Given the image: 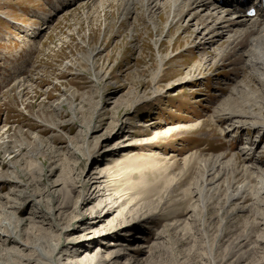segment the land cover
<instances>
[{"label": "rangeland", "instance_id": "rangeland-1", "mask_svg": "<svg viewBox=\"0 0 264 264\" xmlns=\"http://www.w3.org/2000/svg\"><path fill=\"white\" fill-rule=\"evenodd\" d=\"M75 1L0 0V264H264L260 73L184 1Z\"/></svg>", "mask_w": 264, "mask_h": 264}, {"label": "bare ground", "instance_id": "bare-ground-1", "mask_svg": "<svg viewBox=\"0 0 264 264\" xmlns=\"http://www.w3.org/2000/svg\"><path fill=\"white\" fill-rule=\"evenodd\" d=\"M68 1L69 0H64V2H63L64 5L59 4L58 7L61 10H64L65 8L72 6V5H75V3H76L75 0H72L73 4L68 5L69 4ZM124 1L126 2V5L128 6V12H129L131 10L130 5L135 0H124ZM182 1H184L185 7H184V10H182V12L180 14V18H182L184 15H188L191 12V10H195V9H196V11L192 12L189 15L190 17H189L188 23H190L191 20L198 21V17L201 16L200 22L196 23V25L198 26L196 32H198L197 34H200L203 30L204 31L202 33L203 36H202L201 40H199L198 43L209 46V45H211V43H217V42L221 41V39L223 37H225V34L229 33V35H227L228 43H227L226 47L219 54V58H218L219 61H222L223 58H225V56H226L225 53H226V50L228 49L229 53L236 54V55H238V58L241 57L243 59L244 66L246 68L252 69L253 71L255 70L257 73H260L259 81L261 83H264V8H263L264 0H247V1L246 0H236V1H234V0H177V2H182ZM155 6L158 7L159 3L155 2ZM174 6H176V5H174ZM251 8H256V10H257L256 15L251 16L250 14H248V11ZM204 11H206V13L202 14V12H204ZM207 11H210V12H207ZM202 16H204V17H202ZM249 17H251V18H249ZM252 17H257V18H252ZM207 31H208V33L206 34ZM262 103H263V101H262ZM224 110L228 111V112H225L226 113L225 119L229 122V123H227L228 126L226 125L227 126L226 132H230L231 130L236 129V127H239V126H235L236 124L244 125L243 119H245L244 121L247 120L248 115L243 114L244 112L238 113V112L232 111L230 108L224 109ZM249 120H250V116H249ZM251 123H252L251 126L254 129L259 130L260 133L264 132V125H260V124H258V122L257 123L251 122ZM242 152L245 153L244 155L246 158H248V160H251V158H253V159L255 158L254 157V155H255L254 151L252 150L251 147L242 149ZM214 169L216 170V168L214 167L213 170L211 171L212 173L215 172ZM222 172H223L222 170H219V172L215 176H213V179H215V181H216L221 176ZM104 175H105L104 172L103 173L97 172V176L94 177V181H93V185H94L93 187L94 188L90 194V197L82 198V200H84L83 201L84 203L89 204L93 200H95L97 197H101L103 195V193H102L103 187H101V183L103 182L102 179H103ZM208 187H209V185H208ZM112 207H106L103 214H101L102 213L101 211L99 213L97 212L98 215L94 214L92 212L93 211L92 210L91 213H93V215H94L93 218H96L97 222H103L104 218L106 216H108L109 214H112L115 211V209H113ZM97 222H94V226L97 224ZM100 226H101V224H100ZM13 228H14V226H13ZM30 228H33V227H30ZM109 230H111V229L110 228H103L101 230H98L97 228L96 229L94 228L93 232H95V233H93L94 234L93 239L95 237L104 236L106 233L109 232ZM62 231L63 232L68 231V227L67 226L64 227V229ZM95 234H96V236H95ZM15 237L16 236H13L10 233H8V234L7 233L6 234L1 233L0 234V242L3 243L5 241H9V240L14 241L16 239ZM258 241H260V240H258ZM75 242H76V244H78L79 239L72 237L71 243H75ZM58 245H59V243H56L54 246L52 245L53 246V254L56 253V251L58 249ZM114 245H116V244H114ZM2 247H0V248H2ZM27 249H28V247H27ZM38 249H39V251L36 250L37 254L46 258L47 257L46 254L42 252L43 249L41 250L40 247H38ZM15 251H18V250H16L13 247V248H11V250L8 249L5 252L14 255ZM112 252H113V254L111 253L108 257L106 256L107 262L110 260H114L118 256V253H116L113 250H112ZM24 255H23V257H25ZM121 255H122V253H121ZM20 256L19 257L17 256V257L21 258L22 256L21 257ZM53 257H54V255H53ZM7 259H8V257H7ZM27 259L28 258H26L25 260H27ZM55 260L56 259L52 260V262L55 263ZM113 262H115V261H113ZM98 264H101V263L99 262ZM116 264H117V262H116Z\"/></svg>", "mask_w": 264, "mask_h": 264}]
</instances>
